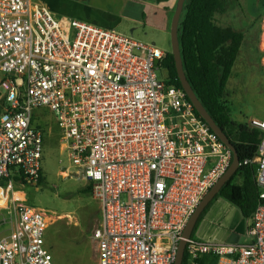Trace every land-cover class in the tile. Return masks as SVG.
Wrapping results in <instances>:
<instances>
[{
	"label": "built area",
	"instance_id": "built-area-1",
	"mask_svg": "<svg viewBox=\"0 0 264 264\" xmlns=\"http://www.w3.org/2000/svg\"><path fill=\"white\" fill-rule=\"evenodd\" d=\"M165 56L120 32L65 22L35 0H0V200L15 216L14 229L0 235V264H56L47 216L16 197L44 176L43 109L100 205L98 264H176L191 217L233 153L170 84ZM254 124L261 142L244 165H256L259 202L247 240L191 237L189 264L204 255L215 264H264V120Z\"/></svg>",
	"mask_w": 264,
	"mask_h": 264
},
{
	"label": "rangeland",
	"instance_id": "rangeland-1",
	"mask_svg": "<svg viewBox=\"0 0 264 264\" xmlns=\"http://www.w3.org/2000/svg\"><path fill=\"white\" fill-rule=\"evenodd\" d=\"M217 24L230 26L244 35L225 102L232 122L253 129V121L264 120V10L260 8V0H228L227 11L217 16ZM116 31L143 40L145 29L140 23H131ZM167 37L166 51L171 52L170 32ZM155 44L164 47L162 41ZM3 79L0 74V82ZM4 96L0 85V113L5 109ZM39 112L41 115L36 119L43 126L46 138L44 180L39 185L19 188L23 194L16 197L25 198L22 205L39 209L47 216V247L56 264H98L94 231L101 218L100 205L93 197L91 184L68 159L53 113L44 109ZM7 203L0 200V235L10 233L15 227L13 207L5 206ZM229 215L232 220L238 219L233 212Z\"/></svg>",
	"mask_w": 264,
	"mask_h": 264
},
{
	"label": "trees",
	"instance_id": "trees-1",
	"mask_svg": "<svg viewBox=\"0 0 264 264\" xmlns=\"http://www.w3.org/2000/svg\"><path fill=\"white\" fill-rule=\"evenodd\" d=\"M227 2L228 0H186L179 23L180 49L186 77L210 116L235 146L242 164L206 208L198 223L219 198L238 208L245 220L252 218L259 202L256 165H244V162L256 157L261 132L257 128L250 129L232 122L225 102L228 81L244 42L242 33L230 26L222 27L217 24V16H222L227 11ZM260 8L264 10V0H260ZM163 65L168 72L170 84L182 89L172 51L166 52ZM195 113L203 120L196 110ZM43 180L44 176L37 185ZM215 263L213 256L204 255L192 264ZM183 264H189L187 255Z\"/></svg>",
	"mask_w": 264,
	"mask_h": 264
},
{
	"label": "crops",
	"instance_id": "crops-1",
	"mask_svg": "<svg viewBox=\"0 0 264 264\" xmlns=\"http://www.w3.org/2000/svg\"><path fill=\"white\" fill-rule=\"evenodd\" d=\"M35 1L47 7L65 22L76 19L112 31H116L124 24L140 23L145 29L141 36L143 40H140L153 45H156L158 40L162 41L164 42L162 49L166 51L169 48L167 35L171 31V22L178 0ZM38 115H41L39 111L36 116ZM231 212L237 214V220L231 219L229 215ZM249 223L250 220H245L238 208L219 198L198 223L193 236L195 235L198 240L214 243H244L247 240Z\"/></svg>",
	"mask_w": 264,
	"mask_h": 264
},
{
	"label": "water",
	"instance_id": "water-1",
	"mask_svg": "<svg viewBox=\"0 0 264 264\" xmlns=\"http://www.w3.org/2000/svg\"><path fill=\"white\" fill-rule=\"evenodd\" d=\"M186 0H178L175 8V12L171 22V48L172 54L175 59V65L178 73V78L181 82L182 89L186 92L187 97L193 104L195 110L201 116V118L210 126L211 130L217 134L220 140L232 151L233 160L227 170V172L221 177V179L215 184V186L209 191V193L204 197L199 206L197 207L195 213L191 217L185 231L183 234V240L180 242L178 257L176 264H183L185 259V250L187 245V240H189L196 229L197 223L206 210V208L214 201V199L219 195L221 189L229 182V180L238 171L241 163L240 158L237 153L235 146L231 143L230 139L225 134L224 130L221 129L217 123L210 116L206 108L203 106L201 101L195 94L190 82L188 81L184 67L183 60L181 56L180 41H179V23L184 9V4ZM254 127H258L254 124Z\"/></svg>",
	"mask_w": 264,
	"mask_h": 264
}]
</instances>
